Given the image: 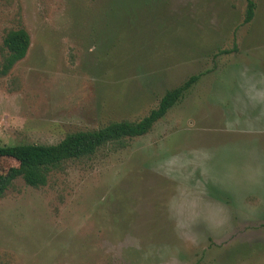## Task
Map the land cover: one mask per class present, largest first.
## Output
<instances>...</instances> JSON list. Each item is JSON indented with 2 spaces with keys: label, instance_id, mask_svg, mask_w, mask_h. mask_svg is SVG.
<instances>
[{
  "label": "rangeland",
  "instance_id": "rangeland-1",
  "mask_svg": "<svg viewBox=\"0 0 264 264\" xmlns=\"http://www.w3.org/2000/svg\"><path fill=\"white\" fill-rule=\"evenodd\" d=\"M0 0L30 44L0 74V146L153 130L0 199V264H264V0ZM230 51L229 54H221ZM0 159V171L16 166Z\"/></svg>",
  "mask_w": 264,
  "mask_h": 264
},
{
  "label": "trees",
  "instance_id": "trees-1",
  "mask_svg": "<svg viewBox=\"0 0 264 264\" xmlns=\"http://www.w3.org/2000/svg\"><path fill=\"white\" fill-rule=\"evenodd\" d=\"M255 14L256 2L248 0L244 23H251ZM29 44L30 38L25 29L9 31L6 34L2 45L1 75H6L14 64L25 56ZM229 53L231 52H221V54ZM202 76L203 74L192 75L182 85L167 91L158 106L139 121L115 122L98 130L74 132L52 145L0 146V159H13L17 162L16 166L0 171V199L19 178L33 188H42L48 184L51 173L61 170L67 162L91 158L110 144L125 147L127 140L149 134L155 125L180 103Z\"/></svg>",
  "mask_w": 264,
  "mask_h": 264
}]
</instances>
